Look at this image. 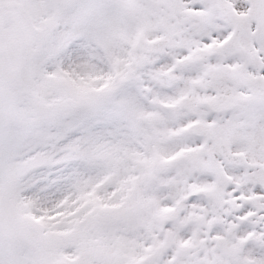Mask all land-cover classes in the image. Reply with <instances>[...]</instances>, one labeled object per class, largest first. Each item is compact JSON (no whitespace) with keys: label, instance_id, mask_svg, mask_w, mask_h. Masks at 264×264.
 Masks as SVG:
<instances>
[{"label":"snow or ice","instance_id":"snow-or-ice-1","mask_svg":"<svg viewBox=\"0 0 264 264\" xmlns=\"http://www.w3.org/2000/svg\"><path fill=\"white\" fill-rule=\"evenodd\" d=\"M0 264H264V0H0Z\"/></svg>","mask_w":264,"mask_h":264}]
</instances>
